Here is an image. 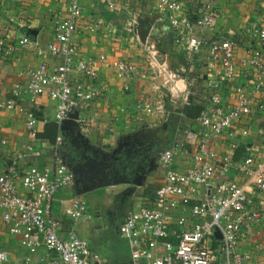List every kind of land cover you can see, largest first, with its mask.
Wrapping results in <instances>:
<instances>
[{"label": "built area", "instance_id": "1", "mask_svg": "<svg viewBox=\"0 0 264 264\" xmlns=\"http://www.w3.org/2000/svg\"><path fill=\"white\" fill-rule=\"evenodd\" d=\"M105 1L111 10L124 8L117 0ZM159 2V21L169 22L175 46L185 55L175 74L192 85L198 84L199 63L204 59L210 72L200 115L189 119L171 145L158 155L163 184L148 197L135 198L118 227L130 245L129 264H264L254 262L252 254L244 249L249 243L264 250V147L246 144L241 157L236 158L239 144L235 142L237 132L249 135L243 118L256 112L262 118L260 134L264 137V25L251 28L250 37L258 46L250 47L242 60V65L254 73L245 82H237L239 40L230 34L218 39L206 36L220 17L215 0H205L201 10L193 13L185 12L180 0ZM130 13L126 26L135 30L140 26V16ZM81 16L80 1L72 0L68 18L57 20L55 38L48 43L32 40L30 29L13 42L7 37L10 25L0 26V59L13 55L17 47L34 45L40 56L50 54L61 61L53 65L44 61L29 68L25 83L14 90L20 99L31 102L44 95L56 100L54 119L60 130L56 147L63 143L61 131L67 120H73L76 128L90 138L97 120L76 114V110L80 102L88 103L105 93L98 87L95 58L80 56L78 45L72 41ZM115 66L121 77L148 76L129 60H119ZM154 67L161 75L162 69ZM73 75L78 77L75 82ZM227 90L232 93H224ZM0 107L23 112L31 136L30 143L12 153V164L0 163L2 219L10 233L22 237L30 252L27 264H107L75 230L66 237L59 234L61 222L53 214L52 203L61 189L74 185L75 178L61 156L56 157L51 169L30 163L41 151L36 111L24 108L14 98L0 101ZM135 111L139 130L152 129V116L168 115L164 104L154 98L138 101ZM0 145L6 148L8 141L3 138ZM64 212L74 221L93 218L84 195L75 196ZM41 248L46 253L38 255ZM0 264H9L1 235Z\"/></svg>", "mask_w": 264, "mask_h": 264}, {"label": "crops", "instance_id": "2", "mask_svg": "<svg viewBox=\"0 0 264 264\" xmlns=\"http://www.w3.org/2000/svg\"><path fill=\"white\" fill-rule=\"evenodd\" d=\"M71 1L0 0V26L10 25L7 37L13 42L28 33V29L31 30L29 37L32 40L51 42L55 38L57 20L68 18ZM79 1L82 16L72 41L78 45L80 56L95 58L99 71L98 87L105 93L88 103L80 102L76 112L95 117L97 126L91 132L89 142L73 122H68L61 131L63 143L59 147L39 137L42 140L41 151L30 159V163L41 169H51L56 157L61 156L73 165L82 183L61 189L52 203L53 214L61 222L59 234L66 237L70 230H75L95 244L94 247L101 252L107 264H129L130 245L119 234L118 227L134 205L135 198L148 197L164 182L158 165L147 164L151 155L149 141L159 131L170 138L164 148L171 145L177 131L189 120L181 110L187 104H203L210 67L206 59L200 61L198 72L201 79L194 85L175 74V69L180 68L185 55L181 48L175 46L174 30L169 22L159 21V0H117L124 6L118 10L109 9L105 0ZM180 1L185 12L193 13L201 10L205 0ZM215 4L220 17L217 25L206 31L207 39H218L230 34L239 40L236 60L240 74L237 82H245L254 71L243 66L242 60L246 58L250 47L258 46V42L250 37V30L264 25V0H215ZM130 12L140 16V26L135 30L126 26ZM119 60L134 62L148 76H119L115 66ZM44 61L50 65L61 62L50 54L40 56L34 45L29 48L17 47L13 55L0 59V101L14 98L24 108H33L39 120V132L43 131L47 122L55 120L56 100L44 95L31 102L20 99L14 90L25 83L29 68ZM154 66L162 69L161 75ZM217 73L213 72V75ZM77 79V75L72 76V82ZM224 93L232 92L227 90ZM144 98L162 102L168 113L167 116H152L150 130H139L140 124L135 119L136 103ZM261 119L258 112L243 118L242 125L249 127L250 131L247 136L237 132L235 142L239 144L236 153L238 158L246 144H253L260 149L264 147V137L260 134ZM26 121L23 112L0 107V140L5 138L8 141L6 148L0 145V163L12 164V153L31 142ZM141 142L144 143L142 152ZM100 147L111 154L113 160L108 156L109 159H104L99 153ZM139 163L146 164L140 176L136 174ZM133 179L141 183H133ZM81 194L89 203L92 220L74 221L64 212L75 196ZM2 212L0 208V235L9 264H27L30 252L20 235L10 233L2 219ZM112 234L121 239L118 240L122 245L114 246L113 251H109L106 247L102 248L96 239ZM244 249L252 254L254 262H264V250H258L249 243L244 244ZM44 253L46 249L41 248L38 255ZM38 255L34 258H38Z\"/></svg>", "mask_w": 264, "mask_h": 264}, {"label": "rangeland", "instance_id": "3", "mask_svg": "<svg viewBox=\"0 0 264 264\" xmlns=\"http://www.w3.org/2000/svg\"><path fill=\"white\" fill-rule=\"evenodd\" d=\"M183 102V101H182ZM149 138V137H147ZM169 137L167 136H164L161 132L158 131V133L154 134L152 139H150V146H149V150L151 151V155L149 156V160L147 163L148 165H155L157 164V158H158V155H159V152L166 146L168 145V141H169ZM144 143L141 142V149H140V152H142L143 150V145ZM138 165V169L136 171V174L138 176L142 175L143 174V168L145 167V163H139L137 164ZM110 231V230H108ZM120 234V233H119ZM120 238L118 237H115L114 234H112L111 236H107V235H104V237H99L98 239H96L97 241H100L99 243L102 245V248H107V250L109 251H113V248L114 246L118 247V245H122ZM118 241V242H117ZM94 243L90 242V245L92 248H94L95 250H97L100 254L101 252L96 249L93 245ZM102 255V254H101Z\"/></svg>", "mask_w": 264, "mask_h": 264}, {"label": "trees", "instance_id": "4", "mask_svg": "<svg viewBox=\"0 0 264 264\" xmlns=\"http://www.w3.org/2000/svg\"><path fill=\"white\" fill-rule=\"evenodd\" d=\"M168 102H169V98H167V103ZM203 108H204L203 105L191 103L185 105V107L181 110V113H183V115H185L189 119H196L200 115L201 110ZM59 133H60L59 125L54 120V121H49L45 124L43 131L38 133V137L47 139L50 142L55 143ZM243 150L244 149H242V152ZM238 157L239 155H236V158Z\"/></svg>", "mask_w": 264, "mask_h": 264}, {"label": "water", "instance_id": "5", "mask_svg": "<svg viewBox=\"0 0 264 264\" xmlns=\"http://www.w3.org/2000/svg\"><path fill=\"white\" fill-rule=\"evenodd\" d=\"M76 114H78V113H76ZM76 114L74 115V116H76ZM68 122H73V124H74V126H75V123H74V121L73 120H67V121H65L64 122V125H63V127H62V130H64V128H65V126H66V124L68 123ZM76 127V126H75ZM77 129V128H76ZM79 132H81L79 129H77ZM82 134V133H81ZM83 135V134H82ZM85 136V135H84ZM90 141V139L89 138H87V142H89ZM99 153L102 155V157H104V159L106 158V159H109L111 156V154H108L102 147H100V150H99ZM107 156L109 157V158H107ZM113 157V156H112ZM110 158V159H112L113 160V158ZM69 163V162H68ZM69 165H70V167H71V169H72V171H73V173H74V178H75V181H74V184L75 183H77V184H79L80 185V183H82V178H80L79 176H77V172H76V170L73 168V165L71 164V163H69ZM133 183H136V184H140L141 183V181L140 180H136V179H133V180H131ZM82 195V194H81ZM218 236H220V234L218 233Z\"/></svg>", "mask_w": 264, "mask_h": 264}, {"label": "flooded vegetation", "instance_id": "6", "mask_svg": "<svg viewBox=\"0 0 264 264\" xmlns=\"http://www.w3.org/2000/svg\"><path fill=\"white\" fill-rule=\"evenodd\" d=\"M163 149H164V148H163ZM163 149H162V150H163ZM162 150L159 152V154L162 152Z\"/></svg>", "mask_w": 264, "mask_h": 264}]
</instances>
